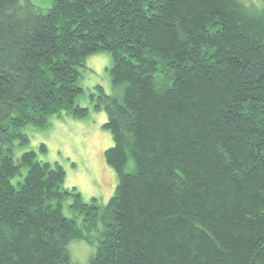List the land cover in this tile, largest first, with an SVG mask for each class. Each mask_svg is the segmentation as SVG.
Returning a JSON list of instances; mask_svg holds the SVG:
<instances>
[{"label":"trees","instance_id":"1","mask_svg":"<svg viewBox=\"0 0 264 264\" xmlns=\"http://www.w3.org/2000/svg\"><path fill=\"white\" fill-rule=\"evenodd\" d=\"M98 51L121 90L99 87L96 105L113 141L105 204L34 150L13 157L25 125L87 115L79 68ZM73 239L96 241L87 264H264L263 8L0 0V264H77Z\"/></svg>","mask_w":264,"mask_h":264},{"label":"rangeland","instance_id":"2","mask_svg":"<svg viewBox=\"0 0 264 264\" xmlns=\"http://www.w3.org/2000/svg\"><path fill=\"white\" fill-rule=\"evenodd\" d=\"M243 1L264 9V0ZM32 2L44 9L51 5V0ZM110 64L108 52L98 51L87 55L85 66L79 68L77 80L82 92L75 99L76 104L88 109L87 115L83 118H74L65 113L51 115L49 125L40 129L31 124L25 125L22 131L28 135L29 142L26 145L16 144L13 154L14 159L18 160L22 152L32 149L39 159L61 164L65 170L64 187H76L84 201L95 197L100 204L109 200L116 186L115 171L106 163L103 155L104 150L113 143L110 132L103 127L107 116L102 107H96L99 87L106 94L119 96L121 93L120 88L111 83L108 72ZM41 143L47 147L45 152L40 149ZM25 172L26 169L21 168L22 175L15 176L12 183L16 185ZM64 213L70 215L67 208ZM95 244L96 241L90 245L82 240H71L67 247L72 261L87 264Z\"/></svg>","mask_w":264,"mask_h":264}]
</instances>
